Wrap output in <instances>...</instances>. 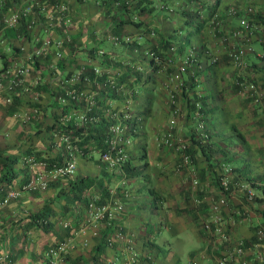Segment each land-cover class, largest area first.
<instances>
[{"label": "crops", "instance_id": "1", "mask_svg": "<svg viewBox=\"0 0 264 264\" xmlns=\"http://www.w3.org/2000/svg\"><path fill=\"white\" fill-rule=\"evenodd\" d=\"M59 1H63L69 6L70 36H76V42L83 44V47L99 46L97 40L89 33L101 27L97 20H95L94 25H89L98 14L97 5L92 4L90 0ZM177 8L172 9L173 11L170 9L169 16L166 15L165 18L162 14L159 15L160 22L163 21V24L166 25L160 27L165 32V37L169 35V31L171 33L175 28L173 34L176 35V40L174 41L184 43L187 46L183 49V54L192 50L197 57L202 59L203 56L209 54L219 56L223 46L220 44L218 36H214L209 31L208 20L203 24L200 31L195 32L192 29L193 26L183 25V19ZM78 21H80V27L76 30L77 24L75 22ZM151 23L149 21V24ZM229 23L231 26H235L237 21L231 18ZM152 25L155 24L152 23ZM122 30V33H131V26H124ZM252 32L251 30L246 36H239L230 42L242 49L243 56L246 54V58L248 57L247 61H255L253 69L245 70L242 68L241 74L244 73L250 78L259 79L263 78L264 74L262 67L258 68L261 66V62L258 60L257 54L264 48L260 46V41L255 39ZM95 33L97 32L93 34ZM39 36H42L41 32H39ZM156 36L159 37L158 34L154 33L152 38L156 39ZM6 37L7 43L10 42L15 47L21 46L29 49L32 45L29 34L22 32V26L18 28L17 32H6ZM66 50L67 48L63 49V56ZM53 52L50 54V59L54 57ZM12 53L16 55V48L12 49ZM243 56L245 65L246 58ZM70 58L78 60L77 63L87 61L80 52L77 56H70L66 62ZM1 59L2 56L0 61ZM177 62L175 59L174 64ZM248 63H246L247 66ZM211 68V75L205 78V82L199 88L201 92L207 94V103L211 112L208 117L207 128L209 134H212L215 149L225 147V150L212 152L209 161L214 164L218 161H221L222 164H230L239 169L238 173L253 175L257 181L259 180V183L264 184V107L260 104H251L241 93L229 90L226 78L231 70L237 72L234 67L222 64L219 68ZM165 75V72H161L155 76L156 84L152 86L153 89L148 91L153 98L151 110L136 131L135 143L127 149L130 162L137 166L138 171L135 174L136 177L126 181L125 188L129 195L122 201L123 209L117 223L122 226L126 236L131 235L133 237L134 247L142 264H218L217 258L225 254V251L229 250L231 246L221 244L215 236H209L198 228L192 213L187 211L192 207L188 192L187 173L183 170L174 171L172 148L158 143L160 136L166 130V120L169 116L166 94L163 91V84L167 79ZM177 99L179 103L180 100L182 101L180 95ZM23 108L26 109L24 106ZM192 113L189 112L187 118L181 116L177 119L174 127L175 135L185 139L194 134L195 122L192 121ZM0 114L4 118L0 120V135H2L1 132H6L7 135L6 138L0 137V154L13 155L17 153L16 155H18L19 151L16 150V144L23 141L24 135L34 132L33 126L29 124L26 127V125L24 126L19 121L14 120L1 105ZM26 130H30V132L26 133ZM222 138L225 139L222 140ZM141 144L145 146V156L139 160L142 152L139 149ZM232 144L237 150H230ZM37 145L35 150L45 151L40 150V142ZM49 146L51 150H47V152L51 155L59 151L60 146L56 147L54 144ZM219 151L224 152L223 156H219ZM190 152L198 177L201 170L205 174L209 168L203 154L195 146H192ZM254 156L256 162L253 161ZM97 159L98 156L94 151L88 152L85 157H77L75 175L73 174V176L96 175L98 177L101 175V162L96 161ZM22 160L23 155L20 154L15 169L18 180H21L25 175L29 177L41 171L38 162L34 165H27ZM229 160H232V163H229ZM143 162L146 165L141 168L140 164ZM139 172L145 173L146 178L142 179L138 175ZM202 178L205 180L204 177ZM118 180V177L114 178L113 176L111 178V189H114ZM67 187L66 183L58 180L53 185L48 186L46 190L36 193H23L19 198L9 201L0 208V252H7L14 264H45L44 252L46 248L66 238L69 235L68 228L77 231L83 224L86 212L79 203L69 205L67 208L62 206L64 203L62 194L66 195V192L60 194V191H66ZM238 201V196H232L227 200V205L223 207L224 227L231 238L240 237L249 240L252 237L254 226L261 223L264 217L259 212H252L249 217H240L239 213L242 212ZM257 204L264 207L263 202ZM238 208L240 211H235ZM40 211L50 212L47 219L51 225L47 228L45 225L43 227L42 224L36 225L30 223L28 219H24L26 213ZM64 220L69 221L70 227L64 228L62 226L61 222ZM43 224L45 223L43 222ZM66 229L68 233L65 232ZM88 232V230L81 233L77 232L73 242L74 247L66 255L63 264H68L69 258L73 259L78 254H84L89 250L94 239ZM123 245L124 240L120 239L112 246H106L101 254L102 263L127 264L124 261ZM250 250L253 253L254 249ZM250 250L248 253H251ZM257 250L264 253V242L259 245ZM249 259L248 264H264V262H258L256 258L250 257ZM225 264H238V262L236 259H231Z\"/></svg>", "mask_w": 264, "mask_h": 264}, {"label": "trees", "instance_id": "2", "mask_svg": "<svg viewBox=\"0 0 264 264\" xmlns=\"http://www.w3.org/2000/svg\"><path fill=\"white\" fill-rule=\"evenodd\" d=\"M11 1L12 0L0 1L1 13L6 12L5 7H9ZM90 1L92 4L97 5L96 10H98V14H96V18L93 20V22L89 23V25H94V23L96 22L95 20H97L98 24H100L101 27H99L96 31L92 30L89 33H91V36H93L97 40L99 46L92 45L89 47H83V44H81L80 42H76L77 37L72 35L70 36L69 42L63 41L61 51H63V49L65 50L66 48L67 50L64 53V56L56 60V66L59 72L64 71L63 77L65 79L70 77V75L73 73V70L75 68H79L81 66L80 64H82L83 62L77 63L78 60H76L75 58H70V62H66V60L70 56L79 55L80 52L83 55L84 59H86L88 62L84 63L87 71L82 72L79 76L80 80L78 82V88H80V86L82 87L85 84L82 79L83 76H86V78L89 79L93 77V74L91 72V68L93 66L96 65L103 69V73H101L96 78V81L99 83V89L96 88L97 94L94 97L95 104L89 109L88 112V115H95L98 119L94 122L90 121L83 125H75L72 121L64 122L63 120H60L61 115L65 114L67 111H69V109L81 110L82 108H84L85 103L81 97L77 101L67 99L66 101H60L59 96H63L62 92L64 93V88H54L49 85L47 80H45V82H43L38 86V88H36L38 91L37 100L31 101V97L29 95L23 96L21 97V99L19 98V100L18 98H14L11 105H5L0 98V105L5 111L9 112L11 117L13 111L16 110L18 108L17 106L20 105L21 107H26V109H30L31 107H33L39 114L34 116L29 123L20 122L22 125H26V127H28L27 125L29 124L32 125L34 132L27 133L30 132V130H26V133L28 134L26 135L27 137L24 135L23 141L16 144V150L19 151L18 155H16L17 153L13 155L0 154V199L8 189L18 186L30 177H28V175H25L21 180L17 179V173L15 172V169L20 154L23 155V162L24 158L28 156H31L34 162H44L43 167L45 169L63 164L67 155L63 145H59V151L53 155L47 152V150H51L49 145L57 141V138L53 137L54 133H56L57 135L68 134L70 136L71 143H73L77 149L74 150L76 157H85L88 152L94 151L98 156V159L96 161L101 162L99 156L103 151H105V149H107V144L105 143V141L108 138L107 129L109 123L111 122V120L109 121L107 116L109 115V113L116 110H118L119 114L124 113L126 111V108L124 109L125 101L127 100H129V110L127 108L129 117L126 120H122L121 124L123 127L124 137L130 139L132 144L135 143L137 134L136 131L140 128L143 120L147 117L151 110L153 98L149 95L148 91L153 89L152 86L156 84L155 76L161 72H165V77L167 76L166 81L168 82L170 74L174 71V65L168 66V64H166L164 67V61H172L173 63L175 62V59L178 61L180 57L184 55L182 51L186 46L184 43H177V41H174L176 40V35L173 34V31L175 32L176 30L175 28L171 33L169 31V35L165 37V32H163L162 28L160 27L161 25L162 27L166 25L163 24V21L160 22V14H162L163 18H165L166 15L169 14L170 9L174 10V8L178 7L177 11H179L181 18L183 19V25L187 27L193 26L192 29L195 32L200 31L203 24L207 20H209L210 17H213V15L216 14L212 19L214 23H216L212 24L215 25V27L218 29V31L214 30L216 31V36L224 37L225 35L226 37H228V41L232 40V38L229 37V31L237 27V23L235 26H231L229 20L233 18L237 21V18L239 16L244 15L252 28L251 30L253 31L252 33L254 34L255 39L259 40L260 46L264 48V0H240L241 2L236 3V5H232L233 7L240 6L237 7L239 8V11H237L232 16H229L226 13V9L228 8L227 6L222 7L221 2L223 0ZM247 2L252 7V11L246 13L243 10H240V8ZM149 21L155 24L154 26H156V29H154L152 23L149 24ZM75 23L77 24L75 29L78 30V27H80V21ZM212 24L208 25L209 31ZM127 25L131 26V33H122V29ZM21 26L22 32H25L26 29L24 28V26L19 25L14 29H5L2 36L6 39V32H17L18 28H21ZM94 32L97 33L93 34ZM154 33L158 34L159 37L157 38L156 36V39L152 38ZM109 36H116L117 41H111ZM125 38L126 40H124ZM5 42L8 46H11L12 49L16 48L17 53L19 54L18 49L14 44H10V42L7 43V39ZM101 43H103V46L107 45V47L104 48ZM112 46H119L118 49L120 51L117 52L116 49H112ZM228 48L229 46L225 44L224 49L220 51L221 53L219 54V56H215L216 59L214 61H211V57L213 56L212 54L205 55L202 59L199 56L197 57L195 53L196 61L191 63L189 66H186L183 72L184 75L181 73L179 78L176 79L178 80L177 83L180 82V88L176 91H172L175 94V101H177L179 105L180 113L183 116L182 118H187L189 112L192 113L194 111H198L200 113V119L205 125L204 132L207 134V138L202 144L199 140L195 139V133L187 138L189 140V145L187 147L188 152L191 154L190 150L192 146L197 147L205 157L207 166L209 168L205 174L203 170L200 171L199 177L201 179L198 177L200 180H203L202 177H204L205 179L208 178L211 171L215 172V170L212 169H214L216 165L209 161L210 154L217 150L223 149H215L212 134H209L207 123L208 117L211 114L209 110L210 107L207 103V94L201 92L199 87L200 85H203V83L205 82V78L211 75V67L219 68L222 64L232 66V63L227 56ZM53 51L54 48H51L49 54L45 58H42L40 60L42 64L50 60V54ZM17 53L16 55L12 53L8 59L0 61V63L3 65V68L6 67V65L10 61H13L14 59L16 61L18 56ZM151 54L158 57L159 63H155L153 61V57H151ZM244 56L246 58V54H244ZM247 58L245 60L244 69L251 70L255 67V61H247ZM258 60L261 62V66H259L258 68L262 67L264 74V56L258 58ZM40 61L38 62L37 60L33 62V67H37ZM246 63H248V66L246 65ZM137 67H140L141 70H138ZM242 75L246 78H250L244 73ZM108 76H110L113 80L112 87L103 85L102 81L105 80ZM243 76H241V74H238L237 72H234V70H231L226 78L227 87L229 88V90L237 93V87L233 83L234 79H242ZM250 79L259 83L261 87L264 88V76L263 78L259 79L253 77H251ZM174 82L169 81L167 84H165V86L163 84V91L166 94L165 97L167 105L169 99L167 95V88L173 86ZM69 88L78 89L74 85H70ZM179 95L182 98V101L180 100V103L177 99L179 98ZM244 98L249 101L248 98ZM167 108L169 109L168 106ZM38 142H40L41 145L40 150L45 151L41 152L35 150ZM231 146L232 147L230 148H233L232 150H237L235 149L236 147L234 146V144H232ZM144 147L145 146L142 144L139 146L140 151H142L139 156V160H141L145 156ZM125 149H128V147L125 146ZM125 152L127 153V157L117 167L107 168L106 164L104 162H101L100 170L102 174L98 177L96 175H76L74 177L73 173L72 175L62 176L56 180L49 181L48 186L53 185L58 180L67 184L68 187L66 191H60V194L66 192V195L62 194L64 199V203L62 206L64 208H67L69 205L71 206L79 203V205H81L86 212L87 204L91 199H94L96 204L107 202V200H118L122 203L123 199H126L128 197L124 195V192H127V189L125 188L126 181L136 177L137 175L135 176V174L138 171L137 166L130 162L127 150H125ZM145 165V162L140 164L141 168H143ZM233 171H235L241 179H246L251 186H254L257 189L258 194H261L260 197L255 198V203H264V184H258L257 182L259 181H257L256 177L253 175L238 173V168H235ZM139 173L138 175L142 179L146 178L145 173ZM113 176L114 178L118 177L119 180L114 189H111L112 187L110 186V183ZM29 193H36V191ZM127 195H129L128 192ZM202 206H204V204H201V207ZM187 211H190L193 215V218L196 220V216L193 213V208L191 207V209H188ZM259 213L262 217H264V209ZM48 214H50V212H29L24 215V219H28L30 223H35L36 225L42 224L43 227L45 225V228H47L49 225H51L47 219ZM42 221L45 224H43ZM260 225H264V218ZM71 229L72 228H68L69 232ZM68 230L66 229L65 232L68 233ZM111 231L112 230L109 225H105L104 227L99 228V230L97 231V235L91 237L94 239V243L91 245L89 250L84 254H78L73 259L69 258L68 264H103L101 261V254L106 247L105 238L110 234ZM128 236L131 238V235ZM254 242L255 238L253 236L249 240H244V248L252 246ZM246 254L247 255L245 256V259L249 263V258L252 257V252ZM227 262H224L223 264ZM260 263L262 262L260 261Z\"/></svg>", "mask_w": 264, "mask_h": 264}, {"label": "built area", "instance_id": "3", "mask_svg": "<svg viewBox=\"0 0 264 264\" xmlns=\"http://www.w3.org/2000/svg\"><path fill=\"white\" fill-rule=\"evenodd\" d=\"M237 7L240 6L228 7L226 13L229 16L234 15L239 11ZM5 9L6 12H0V55L2 56L3 54V57L6 56V58H2L1 60L8 59L12 54L11 46L6 44V39L2 36L5 29H14L23 24L26 29L25 32L30 36L32 45L29 49L17 46L19 54L17 53L16 61L15 59L10 61L4 68L0 63V98L3 104L11 105L14 98H18L19 100V98L21 99V97L29 95L31 101L37 100L38 91L36 88L47 80L49 85L54 88H64V93L62 92L63 96H59L60 101H66V99L77 101L81 97L85 103L84 108L81 110L69 109V111L61 115L60 120L64 122L72 121L75 125H83L90 121H96L98 118L95 115H88V112L95 104L96 88L99 89V83L96 81V78L103 73V69L96 65L93 66L91 68L93 77L89 79L83 76L82 79L85 84L78 88L79 76L82 72L87 71L84 63L88 61L80 64L79 68H75L70 77L66 79L63 77L64 71L59 72L56 66V60L63 56V51H61L63 41L69 42L70 40L69 29L71 28V23L69 21V6L59 0H12L10 6L5 7ZM240 10L247 13L252 11V7L247 2L241 6ZM213 17L209 18V24H216L212 20ZM213 24L210 31L216 36L218 29ZM250 30L251 26L245 16H239L237 18V27L229 31V37L236 39L242 35L246 36ZM39 32H41L42 36H39ZM109 38L111 41H117L116 36H109ZM218 40L223 49L225 44L229 46L227 56L232 66L237 70V73L241 74L240 70L244 68L242 49L228 41L229 39L225 35L224 37L219 36ZM51 48H54L53 59L42 64L40 60L49 54ZM212 55L211 61H214L216 55ZM257 56L258 58L264 56V49L259 51ZM151 57H153L155 63H159L157 56L151 54ZM37 60L38 62L40 61L39 65L33 67V62ZM195 61L196 56L192 50H189L180 57L175 64L172 61H164V67L166 64L174 65V71L168 79L170 82H174V80L175 82L173 86L167 88L169 116L166 120V130L160 136L158 143L172 148L171 155L173 157L174 171L179 172L183 170L187 173L190 202L193 213L196 216L195 222L199 228L205 234L215 236L221 244L231 246L229 250L225 251V254L217 258V263L223 264L228 260L236 259L239 264H248L245 256L250 249H254L252 258H256L259 262H264V254L257 250L259 245L264 242V225H260V223L255 225L252 233L255 242L252 246L244 248V239L240 237L234 239L227 234L221 213L223 207L227 205V200L232 196H238V205H240L242 212L239 213V216L249 217V214L254 212L252 209L256 205L255 198L260 197L261 194H258L257 189L251 186L246 179H241L236 172H233L230 166L219 162L212 169L215 172L211 171L208 178L200 180L193 165L191 154L187 150L189 140L187 138L183 139L182 136L175 135L174 133L176 121L182 114L180 113L177 101H175V94L172 91L180 88V82L177 83L178 80L176 79L179 78L186 66ZM137 69L141 70L140 67H137ZM110 76L102 81L103 85L113 86V80ZM241 76L243 75L241 74ZM166 80L164 81V86L169 82ZM233 83L236 85L238 92L248 98L251 104L263 105L264 88L259 83L244 76L242 79L235 78ZM70 85H74L78 89H71L69 88ZM128 105L129 100L125 101L124 109L126 108V111L124 113L119 114L118 110H116L107 116L109 121L111 120L107 129L108 138L105 141L107 149L99 156L100 161L104 162L107 168L119 166L127 157L125 146L130 147L132 144L130 139L124 137L121 124L122 120H126L129 117V112L127 111ZM17 107L12 113V118L21 123H29L34 116L39 115L33 107L30 109H24L21 105ZM191 118L195 122L194 137L202 144L207 138V134L204 132L205 125L200 119V113L193 112ZM53 137L57 138V141L53 142L54 146L63 145L64 150H66L67 155L63 164L45 169L43 167L44 162L37 163L34 162L31 156L25 157V163L28 165L37 163L41 171L30 176L18 186L8 189L0 199V208L9 201L19 198L23 193L43 191L47 188L49 181L56 180L62 176L72 175L75 172L77 157L74 150L77 149L71 143L70 136L68 134L57 135L54 133ZM257 183L261 185V183ZM124 195L128 196L127 192H124ZM201 204H204V206L201 207ZM122 209V203L118 200H107V202L96 204L95 200L91 199L87 204L83 224L77 231L71 229L72 231L69 232L66 238L49 245L44 252V263L63 264L66 255L74 247L73 242L77 232L81 233L88 230V233L92 237L97 235L99 228L109 225L112 231L105 238L106 246L110 247L117 240L123 239L124 261L127 264H142L139 254L135 250L133 237L126 236L123 233L121 225L117 223ZM235 211L239 212L240 209L238 208ZM61 224L64 228L70 227L68 220L62 221ZM0 264L14 263L7 252H0Z\"/></svg>", "mask_w": 264, "mask_h": 264}, {"label": "rangeland", "instance_id": "4", "mask_svg": "<svg viewBox=\"0 0 264 264\" xmlns=\"http://www.w3.org/2000/svg\"><path fill=\"white\" fill-rule=\"evenodd\" d=\"M255 1V0H254ZM239 2H241L240 0H223L222 2H221V4H222V7H224V6H227V7H231L232 5H236V3H239ZM228 5H230V6H228ZM223 10H225V9H223ZM227 10V9H226ZM216 15V14H215ZM185 32V31H184ZM103 43H101V45H102ZM103 46V45H102ZM104 48L105 47H107V45L106 46H103ZM112 49H117V51L119 52L120 50L118 49L119 48V46H112L111 47ZM10 117H11V115H9ZM12 118V117H11ZM4 118L1 116V114H0V120H3ZM226 129V128H225ZM1 134L2 135H0V137L1 138H6V132H1ZM225 138H222V140H224ZM251 145H252V143H251ZM223 150H225V147H221ZM250 148H251V146H250ZM233 149V148H232ZM230 150H231V148H230ZM251 150H254V149H251ZM224 153V152H223ZM223 153L221 152V151H219V156H223ZM225 155V154H224ZM217 156H218V154H217ZM230 162L229 163H232V160H229ZM254 162H256V158H255V156H254V160H253ZM219 163L221 162V161H218ZM228 166H230V168H232V170H234L236 167H233V166H231L230 164H227ZM237 169V168H236ZM233 172H235V171H233ZM259 181V180H258ZM258 203V202H257ZM256 203V205H255V207H254V209H252V211H254V213H256V212H260L261 210H263V208L264 207H260L259 206V204H257ZM261 208V209H260ZM223 211L221 210V213H222ZM240 217H243V216H240ZM187 247H189V246H187ZM184 253V252H183Z\"/></svg>", "mask_w": 264, "mask_h": 264}]
</instances>
